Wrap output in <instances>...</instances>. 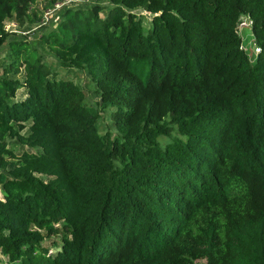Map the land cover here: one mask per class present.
I'll use <instances>...</instances> for the list:
<instances>
[{
    "label": "trees",
    "instance_id": "16d2710c",
    "mask_svg": "<svg viewBox=\"0 0 264 264\" xmlns=\"http://www.w3.org/2000/svg\"><path fill=\"white\" fill-rule=\"evenodd\" d=\"M38 1L0 0V46L6 21L39 22ZM109 2L104 19L99 4L85 17L67 8L42 38L58 66L88 69L116 136L100 133V110L33 43H9L0 74L6 264H264V0ZM244 17L261 48L254 60ZM10 137L32 151L18 153ZM158 137L173 143L161 151Z\"/></svg>",
    "mask_w": 264,
    "mask_h": 264
},
{
    "label": "rangeland",
    "instance_id": "374dc122",
    "mask_svg": "<svg viewBox=\"0 0 264 264\" xmlns=\"http://www.w3.org/2000/svg\"><path fill=\"white\" fill-rule=\"evenodd\" d=\"M68 0L61 1L60 5L53 4L52 6L45 7L46 0H39L36 3V8L40 12V20L35 24H20L15 20H8L5 23L6 30L10 33L8 41L0 46V74L3 72L4 64L9 62L8 59V50L9 43L13 40H24L26 39L37 48L38 53L42 56V59L50 64L56 72L58 78L69 79L76 82L84 92L86 103L93 108H97L101 112V117L99 121V130L101 134H106L110 132L113 136L118 134L117 128L114 126L112 121L111 111L112 108L102 109L100 104V97L95 92V83L92 78L91 73L86 68H62L58 66L57 57L50 52L46 43L43 42L42 36L52 32V30L59 27V25L66 19L65 12L67 8H73V10L81 11V17L90 15L94 11V6L96 4L101 5L104 8V12L100 13V18L104 19L108 15L111 4L109 0H78L76 2H67ZM46 11L51 12L49 20L43 22L44 14ZM138 14L144 16L145 26L150 25V14L142 9L136 10ZM240 34L243 37V45L246 48L249 56L254 60L257 56L256 47L257 44L254 39L252 28L241 27ZM25 89L22 88L17 93V99H22L25 96ZM9 144L13 147L18 153H21L23 150H30L27 146H22L16 141V138H9ZM1 196V194H0ZM60 241V237H49L45 240L44 245L50 248L51 252L56 250L53 247L54 241ZM6 257H4L0 252V264H6ZM205 260L198 261L199 264H202Z\"/></svg>",
    "mask_w": 264,
    "mask_h": 264
},
{
    "label": "built area",
    "instance_id": "2783aa9c",
    "mask_svg": "<svg viewBox=\"0 0 264 264\" xmlns=\"http://www.w3.org/2000/svg\"><path fill=\"white\" fill-rule=\"evenodd\" d=\"M64 1V0H62ZM77 0H68L67 2H76ZM61 2V1H60ZM58 2L57 4L60 5L61 3ZM51 16V12L50 11H46L44 14V18H43V22H46L47 20H49V17ZM252 20L248 17H244L241 19V21L239 22V32L241 27H252ZM244 47V45H243ZM245 48V47H244ZM246 49V48H245ZM261 51V48L259 46L256 47V53L258 54Z\"/></svg>",
    "mask_w": 264,
    "mask_h": 264
},
{
    "label": "clouds",
    "instance_id": "9594fccd",
    "mask_svg": "<svg viewBox=\"0 0 264 264\" xmlns=\"http://www.w3.org/2000/svg\"><path fill=\"white\" fill-rule=\"evenodd\" d=\"M173 137H177L181 140H184L186 141L187 140V137H184V136H178L177 133L173 132L172 134ZM157 143L159 144V147L161 149V151H164L167 149V147L173 143V139L172 138H160L158 137L157 138Z\"/></svg>",
    "mask_w": 264,
    "mask_h": 264
}]
</instances>
